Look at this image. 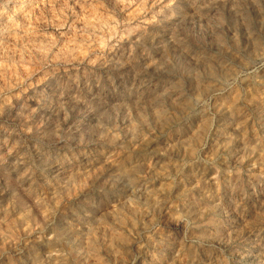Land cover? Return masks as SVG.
<instances>
[{
	"label": "rangeland",
	"instance_id": "obj_1",
	"mask_svg": "<svg viewBox=\"0 0 264 264\" xmlns=\"http://www.w3.org/2000/svg\"><path fill=\"white\" fill-rule=\"evenodd\" d=\"M0 264H264V0H0Z\"/></svg>",
	"mask_w": 264,
	"mask_h": 264
}]
</instances>
